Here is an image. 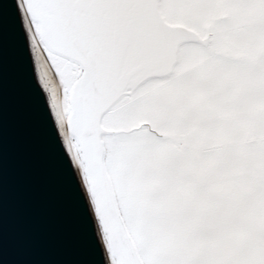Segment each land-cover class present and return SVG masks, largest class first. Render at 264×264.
Instances as JSON below:
<instances>
[{
    "label": "rangeland",
    "instance_id": "rangeland-1",
    "mask_svg": "<svg viewBox=\"0 0 264 264\" xmlns=\"http://www.w3.org/2000/svg\"><path fill=\"white\" fill-rule=\"evenodd\" d=\"M230 17L221 44L240 54L238 67L226 75H194L182 89L165 86L146 102L180 132L179 143L161 149L138 133L105 142L119 207L146 264L249 257L264 264L257 255L264 252V0L237 4ZM31 33L59 101L55 72L68 60L52 54L49 61ZM137 110L130 105L121 117ZM242 135L257 142L244 144ZM243 233L256 248L228 259L227 240L241 248Z\"/></svg>",
    "mask_w": 264,
    "mask_h": 264
},
{
    "label": "snow or ice",
    "instance_id": "snow-or-ice-1",
    "mask_svg": "<svg viewBox=\"0 0 264 264\" xmlns=\"http://www.w3.org/2000/svg\"><path fill=\"white\" fill-rule=\"evenodd\" d=\"M255 0H27L25 9L32 20L31 32L40 38L46 58L58 47L52 32V14L79 7L141 9L147 23L136 38L159 56L158 63L133 56L120 70L118 79L102 97L89 103L95 91L94 69L87 58L69 59L55 72L61 87L59 101L48 74L38 58L30 56L25 28L13 7L17 0L0 4L3 35L17 45L34 100L35 114L43 137L45 160L68 195L71 213L81 241V251L69 264H136L124 258L121 248V218L112 211L104 188V177L112 164L104 144L118 136L141 134V139L161 149L175 146L180 132L146 107V102L165 86L182 89L194 75L233 72L240 54L222 46L231 27L230 10ZM130 105L137 111L129 118L121 113ZM42 125H45L42 127ZM185 129V134H187ZM244 144L256 139L242 135ZM209 264H257L254 257L242 261Z\"/></svg>",
    "mask_w": 264,
    "mask_h": 264
},
{
    "label": "water",
    "instance_id": "water-1",
    "mask_svg": "<svg viewBox=\"0 0 264 264\" xmlns=\"http://www.w3.org/2000/svg\"><path fill=\"white\" fill-rule=\"evenodd\" d=\"M3 2L0 0V4ZM17 3L13 12L25 28L28 53L37 57L19 0ZM147 18V11L141 9L59 10L52 14V32L58 47L49 50L68 60L88 59L95 83V91L88 98L91 103L111 89L133 56L158 63V54L139 47L136 41ZM104 150L106 157L105 144ZM104 188L112 211L122 221L124 258L145 264L122 216L108 170ZM80 251L68 195L45 160L28 75L15 41L3 35L0 15V264H69Z\"/></svg>",
    "mask_w": 264,
    "mask_h": 264
},
{
    "label": "bare ground",
    "instance_id": "bare-ground-1",
    "mask_svg": "<svg viewBox=\"0 0 264 264\" xmlns=\"http://www.w3.org/2000/svg\"><path fill=\"white\" fill-rule=\"evenodd\" d=\"M19 4L21 5V9L23 11V14H24V17H25V20H26V23H27V27H28V30H29V33H30V36H31V40H32L34 49H35V53H36V56L38 58V56L40 55V53L38 52L37 48L34 45L35 37L32 35L31 30L29 28L30 27L29 22L32 23V20L30 19L29 14L27 13V11L25 9V0H19Z\"/></svg>",
    "mask_w": 264,
    "mask_h": 264
},
{
    "label": "flooded vegetation",
    "instance_id": "flooded-vegetation-1",
    "mask_svg": "<svg viewBox=\"0 0 264 264\" xmlns=\"http://www.w3.org/2000/svg\"><path fill=\"white\" fill-rule=\"evenodd\" d=\"M256 233V232H255ZM254 234V233H253ZM242 235H245V234H242ZM245 239V241H246V243H247V246L249 247V250H248V252H250L252 249H253V247H254V245L256 244V242H255V239L253 238V237H246V238H244ZM263 244H264V242H262ZM258 245V244H257ZM256 247H254V249H255ZM247 252V253H248ZM256 253V252H255ZM254 254V253H253ZM264 254V252H258V256H264L263 255ZM255 255V254H254Z\"/></svg>",
    "mask_w": 264,
    "mask_h": 264
},
{
    "label": "trees",
    "instance_id": "trees-1",
    "mask_svg": "<svg viewBox=\"0 0 264 264\" xmlns=\"http://www.w3.org/2000/svg\"><path fill=\"white\" fill-rule=\"evenodd\" d=\"M239 255H231V256H229L228 254H227V258L228 259H233L234 260V258H236V257H238Z\"/></svg>",
    "mask_w": 264,
    "mask_h": 264
}]
</instances>
